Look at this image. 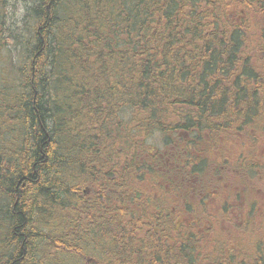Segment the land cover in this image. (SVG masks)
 Wrapping results in <instances>:
<instances>
[{"label": "trees", "instance_id": "1", "mask_svg": "<svg viewBox=\"0 0 264 264\" xmlns=\"http://www.w3.org/2000/svg\"><path fill=\"white\" fill-rule=\"evenodd\" d=\"M7 1L0 264H264L253 201L220 231L204 185L264 171L263 0H23L26 34Z\"/></svg>", "mask_w": 264, "mask_h": 264}, {"label": "rangeland", "instance_id": "2", "mask_svg": "<svg viewBox=\"0 0 264 264\" xmlns=\"http://www.w3.org/2000/svg\"><path fill=\"white\" fill-rule=\"evenodd\" d=\"M6 3L8 6L6 8L4 14L5 18L3 20L6 28L10 27L13 31H16L15 33L18 34H21V32H24V30H26L25 34L28 31L30 32L34 25V21L32 19H30L29 22L28 20L26 21L25 16V11L29 4L25 3L23 0H8ZM25 23H28L27 29L24 28ZM25 37L27 36L25 35ZM5 42H7V39H5ZM22 56V50L17 46H7L6 44L2 48L0 47V78L2 75L9 74V72L12 74H16V70L18 69L21 63ZM258 58L264 59V54H257V59ZM251 132L255 133V131ZM237 134L238 135L234 142L243 143V146L245 148V150H240V152H248V146L251 143V139L248 136H245V134L243 133ZM160 136L161 135H154L148 141L150 143H153L154 145H157L158 148H161L162 146ZM254 138L255 137H253L252 139ZM252 149L253 152L251 155H253V153H255V155L259 157L260 155H263V151L260 149L259 145H254ZM229 150H226L227 157L229 159L230 165H233L239 159V157L237 158V156L235 155L237 153H235L234 150L230 148ZM201 155H203V153ZM220 171L221 174H219V176H215L211 172L210 168L207 169L204 173V185L207 186V190L212 191L217 195V197L215 198L206 200L207 209L213 213L210 214L212 216L211 219H213L214 214L219 213L218 211L221 210L222 203H225L224 206L227 208V211L223 212L224 216L227 219L221 220L220 222L215 221L217 222L215 224L216 229H220L221 231L222 228L234 231V228L232 227L231 223L233 222L236 225L239 220L238 217L241 216L239 215V212H236L232 209V206H236L237 209V204H239L240 209L243 210L246 208L244 205L248 204L249 206V203L251 201H253V214L255 215L256 212V216L258 217L260 213L262 216V222H264V171H260L259 173L255 174L254 178L248 177L249 179L247 177L240 178L234 176L233 174H235L236 172L231 169H226L225 171H222V169L220 168ZM215 180L219 181L220 183L222 182L223 184H221L223 188L218 186L217 183H214ZM236 195L239 197H236ZM239 233H242L240 229ZM243 240H247V236H245Z\"/></svg>", "mask_w": 264, "mask_h": 264}, {"label": "bare ground", "instance_id": "3", "mask_svg": "<svg viewBox=\"0 0 264 264\" xmlns=\"http://www.w3.org/2000/svg\"><path fill=\"white\" fill-rule=\"evenodd\" d=\"M76 155V154H75ZM74 156V155H73Z\"/></svg>", "mask_w": 264, "mask_h": 264}]
</instances>
